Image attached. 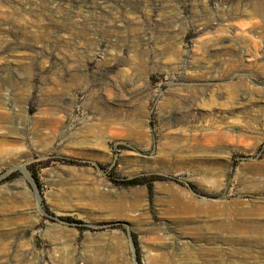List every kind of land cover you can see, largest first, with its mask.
Returning <instances> with one entry per match:
<instances>
[{"label": "rangeland", "instance_id": "1", "mask_svg": "<svg viewBox=\"0 0 264 264\" xmlns=\"http://www.w3.org/2000/svg\"><path fill=\"white\" fill-rule=\"evenodd\" d=\"M0 264H264V0H0Z\"/></svg>", "mask_w": 264, "mask_h": 264}, {"label": "trees", "instance_id": "2", "mask_svg": "<svg viewBox=\"0 0 264 264\" xmlns=\"http://www.w3.org/2000/svg\"><path fill=\"white\" fill-rule=\"evenodd\" d=\"M34 175V178L36 180L37 183H40V178L38 176L37 173H33ZM141 180L138 179V178H130V179H125V180H122L121 183H124V184H137L139 183Z\"/></svg>", "mask_w": 264, "mask_h": 264}, {"label": "bare ground", "instance_id": "3", "mask_svg": "<svg viewBox=\"0 0 264 264\" xmlns=\"http://www.w3.org/2000/svg\"><path fill=\"white\" fill-rule=\"evenodd\" d=\"M258 10H259V9H258ZM260 10H261V9H260ZM258 12H259V11H258ZM260 12H262V11H260ZM1 107H2V106H1ZM4 108H5V107H4ZM115 113H116V112H115ZM117 114H118V113H117ZM1 115H3V117H4L5 119L9 118V115H8L7 112H6V113H5V112H2ZM112 115H113V114H112ZM117 116H118V115H117ZM117 116H116V117H117ZM114 118H115V117H114ZM117 118H119V117H117ZM117 118H116V119H117ZM112 119H113V117H112ZM116 119H114V120H116ZM48 120H49V119H48ZM52 120H53V119H52ZM39 123H41V122H39ZM50 123H52V122L50 121ZM54 123H55V122H54ZM46 125H48V124H46ZM11 131H12V130H11ZM133 135L136 136V135H139V133H138L137 131H136V132L134 131V132H133ZM6 137H7V136H6ZM6 137H5V138H6ZM21 166H22V165H21ZM25 167H26V166H25ZM23 169H24V167H23ZM25 170H27V169H25Z\"/></svg>", "mask_w": 264, "mask_h": 264}]
</instances>
